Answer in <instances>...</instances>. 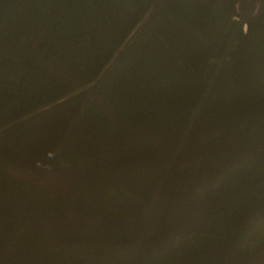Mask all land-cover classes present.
<instances>
[{
	"label": "trees",
	"instance_id": "trees-1",
	"mask_svg": "<svg viewBox=\"0 0 264 264\" xmlns=\"http://www.w3.org/2000/svg\"><path fill=\"white\" fill-rule=\"evenodd\" d=\"M219 1L166 2L132 37L149 0H0V221L71 217V184L64 197L23 178L71 164L79 218L143 216L238 24ZM117 229L5 227L0 264H264V19L240 35L150 223Z\"/></svg>",
	"mask_w": 264,
	"mask_h": 264
},
{
	"label": "water",
	"instance_id": "water-1",
	"mask_svg": "<svg viewBox=\"0 0 264 264\" xmlns=\"http://www.w3.org/2000/svg\"><path fill=\"white\" fill-rule=\"evenodd\" d=\"M164 1L165 0H156L155 1V3L153 4V7H152L151 11L149 12L147 18L137 28V30L132 35V37H134L138 32H140L141 30H143L145 28V26L151 21V19L154 17V15L159 10V8L161 7V5ZM245 5L250 6L252 8V10H255L257 8L256 0H252L251 2H249L247 0L241 1L240 8H241V10L243 7L244 8H243V12H242L243 18L241 19L239 27H238L236 33L231 38V40L229 41V43L226 47V50H225V54H224L222 60L220 61L215 73L213 74V77H212V79L208 85V88L206 89V91H205V93H204V95H203V97H202V99L198 105V108L196 109V111H195V113H194V115H193V117L189 123V126L186 129L184 137L181 140L171 162L169 163V165L167 167V171L165 173L164 178L162 179L158 189L156 190V192L154 193V195L152 196L150 201L147 203L145 210L143 211V216L139 219H116V220H100V219L84 220V219L79 218L78 213H77V165L72 164L71 169H70L71 170L70 178H71V187H72V213H71V217H69L68 219H64V220L0 221V262L3 259L2 230L5 227H9V226H101L105 229L107 234L114 235L115 233L118 232V229H117L118 226H126V225L144 226V225H148L150 223L155 211L157 210L158 203L160 200V195H161V192L165 186L167 178H168L179 154L181 153V151L183 149L185 141L188 139L189 134L192 132L196 121L200 117L201 112H202V110H203V108H204V106H205V104H206V102H207V100L211 94V91H212L213 87L215 86L216 81H217L219 75L221 74V72H222V70H223V68H224V66H225V64L229 58V55L231 54L234 46L237 43V40H238V38L242 32L243 25L248 24L252 19H254L256 17V16L255 17H247V14H245V10H244ZM107 69H109V67ZM60 75L62 77H64L65 79L74 83L76 86H79V84L73 82L67 76H64L63 74H60ZM98 81H99V79L97 81H95L94 84H96Z\"/></svg>",
	"mask_w": 264,
	"mask_h": 264
},
{
	"label": "flooded vegetation",
	"instance_id": "flooded-vegetation-1",
	"mask_svg": "<svg viewBox=\"0 0 264 264\" xmlns=\"http://www.w3.org/2000/svg\"><path fill=\"white\" fill-rule=\"evenodd\" d=\"M149 1L152 3V7H153V4L155 3L156 0H149ZM241 1L242 0H239V2L236 5V10H235L234 16L230 12L231 11V1L230 0H220L219 3L217 4V7H218V11L219 12H220V9L221 8H224L225 9V12H224V15H225L224 16V21H225L226 18H228V22H227V25L228 26L229 25H233V23H234L233 21H235V22L238 23L237 26H236V28L233 30V34H232L231 38L236 33V31H237V29L239 27V24L241 22V19L243 18L242 17V12H243V8L244 7L241 10V8H240ZM247 1L251 2L252 0H247ZM166 2H168L169 4H171L172 0H165L162 3L161 7ZM256 5H257V8L255 10H252V8L250 6H246L245 5V9L244 10H245V14H247V17H255L256 16L248 24H244V25H247V32L249 30V24L254 23V22L256 23V21H262L264 19V0H256ZM242 33L243 32H241V34ZM231 38H230V40H231ZM237 42H238V40H237ZM236 45H237V43H236ZM235 46H234V48H235ZM217 48H218L217 50L220 49V45L219 44H218V47ZM93 97H94L93 98L94 101L97 104H99L105 111H108V107H106V106L104 107V105L102 104L101 100L98 98L97 95L96 96L93 95ZM71 165H69L67 169L66 168H63V167H57V168L50 167V170H51L50 173H46V174L37 173L35 175V177H33L31 179V182H32L31 185L34 186V187H39V188H41L43 190H46V189H49V188H53L60 195H62L64 197H68V195H69L68 188H69V185L71 184V178L69 179V182H68V176L70 177V175H71V170H70L71 169ZM68 169H69V172H68Z\"/></svg>",
	"mask_w": 264,
	"mask_h": 264
},
{
	"label": "rangeland",
	"instance_id": "rangeland-1",
	"mask_svg": "<svg viewBox=\"0 0 264 264\" xmlns=\"http://www.w3.org/2000/svg\"><path fill=\"white\" fill-rule=\"evenodd\" d=\"M25 174V176L23 177L25 180H27V181H29V180H31L33 177H35L34 175H33V173H31V172H28V173H24ZM262 228H260V227H258L256 230H253V232L251 233V235H257L258 233H260L262 230H261ZM251 237V236H250Z\"/></svg>",
	"mask_w": 264,
	"mask_h": 264
},
{
	"label": "clouds",
	"instance_id": "clouds-1",
	"mask_svg": "<svg viewBox=\"0 0 264 264\" xmlns=\"http://www.w3.org/2000/svg\"><path fill=\"white\" fill-rule=\"evenodd\" d=\"M242 32H243V33H247V25H243ZM228 59H229V58H228Z\"/></svg>",
	"mask_w": 264,
	"mask_h": 264
}]
</instances>
